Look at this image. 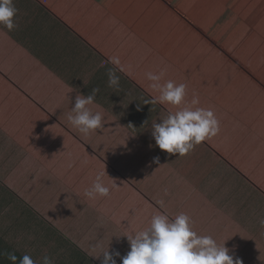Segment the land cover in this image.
Wrapping results in <instances>:
<instances>
[{"label": "crops", "instance_id": "0c3cea01", "mask_svg": "<svg viewBox=\"0 0 264 264\" xmlns=\"http://www.w3.org/2000/svg\"><path fill=\"white\" fill-rule=\"evenodd\" d=\"M170 2L14 0L18 27L0 25V264H12L10 253L101 264L98 243L126 255L125 235L158 213H186L194 231L225 243L243 264H264V63L252 66L251 51L237 49L249 45L251 13L234 22L226 15L212 42L204 32L221 15L211 0ZM226 51L238 61L248 53L245 70ZM98 68L105 76L95 82L115 69L119 85H134L146 101L159 96L147 73L166 69L161 83L186 84V103L197 97L195 107L211 109L219 133L183 156L168 154L151 124L178 108L144 103L132 116L100 105L103 129L84 136L60 109L78 95L81 70L94 82ZM100 172L110 195L90 199Z\"/></svg>", "mask_w": 264, "mask_h": 264}, {"label": "clouds", "instance_id": "9594fccd", "mask_svg": "<svg viewBox=\"0 0 264 264\" xmlns=\"http://www.w3.org/2000/svg\"><path fill=\"white\" fill-rule=\"evenodd\" d=\"M18 11L14 0H0V25L9 31L16 29ZM110 63L120 66L118 57H112ZM165 72L166 69L159 74L147 73V79L152 81L151 87L159 92V96L145 101V104L166 103L176 106L178 110L170 111L159 122L154 121L151 134L156 146L162 151L183 156L196 145L216 136L220 131L219 121L211 109L195 107L199 104L197 97H193L191 104L186 103V84H176L172 80L161 83ZM107 75L109 87L118 88L120 77L116 70L109 69ZM97 92L99 89L94 88L87 96L77 95L72 105V114L68 116L70 123L84 136L104 127L101 113H94L89 107L94 104ZM154 162L159 163V157H155ZM103 177V172L97 174L85 196L95 199L97 196L110 195V187L105 184ZM111 187L117 186L113 184ZM193 223L186 213H180L174 218L166 213L155 214L147 228L125 235L130 246L126 255L121 256L118 250H110V247L105 249L101 242L94 248V251L99 249V254L94 257L101 264H117V258H120L121 264H243V260L225 243L220 244L213 236L200 235L194 231ZM259 223L264 226V218ZM7 258L12 264H54V260L47 254L41 261L34 260L28 254L18 258L10 253Z\"/></svg>", "mask_w": 264, "mask_h": 264}, {"label": "trees", "instance_id": "16d2710c", "mask_svg": "<svg viewBox=\"0 0 264 264\" xmlns=\"http://www.w3.org/2000/svg\"><path fill=\"white\" fill-rule=\"evenodd\" d=\"M204 0H173V2H170L172 6H182L184 8L190 7L195 4H200ZM212 6L214 7L216 13L218 15H221V18L219 19L218 23L214 25V27H210L208 30H205L206 37L213 42V39L211 38V35H213L215 32H219L224 30V26L227 24L225 17L228 15V17L231 18V20L234 22L236 20L235 17L241 18L242 11H250L251 15L249 17V27L250 32L247 33V40H248V46L245 44H239L237 46L238 52L240 49H245L251 51V54H249V64H252V66H256L258 68L259 64H263L264 62H261L263 59L264 54V0H211ZM160 5H169V0H159ZM239 39L242 37L240 34H238ZM226 57L231 60L238 63L239 67L243 70H245L244 66L241 64L246 58L247 54L244 56L243 54H239V61L237 60L238 53H230L225 52ZM243 57V58H242Z\"/></svg>", "mask_w": 264, "mask_h": 264}, {"label": "rangeland", "instance_id": "374dc122", "mask_svg": "<svg viewBox=\"0 0 264 264\" xmlns=\"http://www.w3.org/2000/svg\"><path fill=\"white\" fill-rule=\"evenodd\" d=\"M21 20V19H20ZM57 22V21H56ZM61 27H65L64 24H59ZM66 28V27H65ZM67 30V28H66ZM49 66V65H48ZM55 72V68L53 66H49ZM94 72V82L91 81V74L87 72L85 69L81 70V79L75 80L74 78V94H83L86 90L92 93L94 88H98L99 92H97L95 103L90 105L89 107L95 113L100 105H102L105 110H108L110 113L118 116L123 113H129V115L139 114V107L145 103V99L142 97L140 92L136 89L134 85H132L129 89H123L122 86L119 87H109L108 85V75L105 80L95 82L97 79H100L104 74V69L98 68L97 70H92ZM66 76H70L71 78L75 75L71 74L68 71V74L65 72ZM105 76V74H104ZM86 81L90 82L91 89L87 86ZM75 97L67 101L62 105L60 109V113L63 116L68 117L72 114L71 109L72 105L75 101Z\"/></svg>", "mask_w": 264, "mask_h": 264}]
</instances>
